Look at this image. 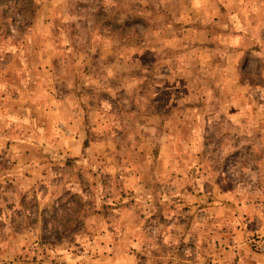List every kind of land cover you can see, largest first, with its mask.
<instances>
[{
    "label": "rangeland",
    "instance_id": "1",
    "mask_svg": "<svg viewBox=\"0 0 264 264\" xmlns=\"http://www.w3.org/2000/svg\"><path fill=\"white\" fill-rule=\"evenodd\" d=\"M0 264H264V0H0Z\"/></svg>",
    "mask_w": 264,
    "mask_h": 264
},
{
    "label": "crops",
    "instance_id": "2",
    "mask_svg": "<svg viewBox=\"0 0 264 264\" xmlns=\"http://www.w3.org/2000/svg\"><path fill=\"white\" fill-rule=\"evenodd\" d=\"M199 42H201V40H199ZM208 43H211V41H209ZM238 52H240V54H244V49L243 50H238ZM231 101L228 102V104L230 103ZM240 110V109H239ZM241 114L243 113L242 111L240 112Z\"/></svg>",
    "mask_w": 264,
    "mask_h": 264
}]
</instances>
